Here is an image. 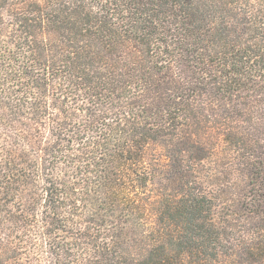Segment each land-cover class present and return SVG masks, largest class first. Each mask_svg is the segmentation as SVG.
I'll use <instances>...</instances> for the list:
<instances>
[{
	"label": "trees",
	"instance_id": "trees-1",
	"mask_svg": "<svg viewBox=\"0 0 264 264\" xmlns=\"http://www.w3.org/2000/svg\"><path fill=\"white\" fill-rule=\"evenodd\" d=\"M0 264H264V0H0Z\"/></svg>",
	"mask_w": 264,
	"mask_h": 264
}]
</instances>
